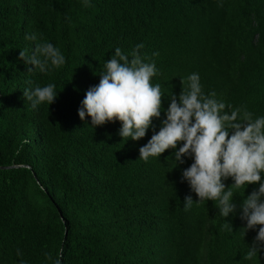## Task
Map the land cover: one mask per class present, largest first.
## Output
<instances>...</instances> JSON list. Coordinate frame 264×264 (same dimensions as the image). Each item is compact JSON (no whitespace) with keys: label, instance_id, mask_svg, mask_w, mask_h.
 I'll list each match as a JSON object with an SVG mask.
<instances>
[{"label":"trees","instance_id":"obj_1","mask_svg":"<svg viewBox=\"0 0 264 264\" xmlns=\"http://www.w3.org/2000/svg\"><path fill=\"white\" fill-rule=\"evenodd\" d=\"M26 32L66 63L28 73L19 50L37 42ZM140 43L164 109L180 78L198 72L205 93L264 115V0H0V264H264V252L246 256L256 231L243 235L238 212L230 226L216 201L184 210L186 195L198 199L181 179L190 159L173 168L172 149L139 159L153 129L126 142L118 121L93 129L80 120L104 61ZM29 80L54 83L56 100L33 109ZM243 193L234 190L238 203Z\"/></svg>","mask_w":264,"mask_h":264},{"label":"clouds","instance_id":"obj_2","mask_svg":"<svg viewBox=\"0 0 264 264\" xmlns=\"http://www.w3.org/2000/svg\"><path fill=\"white\" fill-rule=\"evenodd\" d=\"M89 4L90 0H82L83 6ZM24 39L37 42L31 51L19 50V59L31 66L28 73L36 70L47 73L66 63L60 48L37 32H26ZM143 47L142 43L136 44L130 52L115 47L111 57L104 61L99 83L90 86L80 102L77 109L80 120L89 117L90 125L87 122L86 125L93 129L118 121L117 134L126 142L138 141L153 129L151 137L139 148V159L159 158L167 149L173 150L166 158L171 159L173 168L190 159V165L182 169L181 179L198 199L194 201L191 194L186 195L184 210L193 204L216 201V209L228 225L226 218L238 212L244 222L240 229L243 235L249 230L256 231L252 243L247 245L246 256L259 255L264 252V115L254 116L244 106L234 107L215 91L205 93L198 72L180 78L179 96L168 95V107L164 109L161 85L152 82L159 70L155 61H148L141 54L139 50ZM26 83L23 98L33 109L45 103L50 106L58 96L54 83L43 86H32L30 80ZM162 112L164 118L160 119ZM154 120L160 121L158 131ZM229 178L232 183L226 186ZM248 185L256 187L245 196ZM241 188L244 193L238 203L234 190ZM17 255H21L19 249ZM53 264L60 261L57 259Z\"/></svg>","mask_w":264,"mask_h":264},{"label":"water","instance_id":"obj_3","mask_svg":"<svg viewBox=\"0 0 264 264\" xmlns=\"http://www.w3.org/2000/svg\"><path fill=\"white\" fill-rule=\"evenodd\" d=\"M1 169H7V168H1Z\"/></svg>","mask_w":264,"mask_h":264}]
</instances>
